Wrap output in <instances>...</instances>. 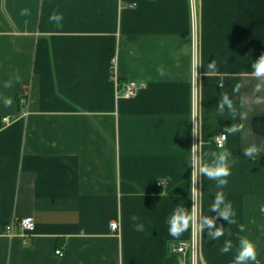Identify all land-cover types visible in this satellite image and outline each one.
<instances>
[{
	"label": "crops",
	"instance_id": "obj_1",
	"mask_svg": "<svg viewBox=\"0 0 264 264\" xmlns=\"http://www.w3.org/2000/svg\"><path fill=\"white\" fill-rule=\"evenodd\" d=\"M52 13L63 14L59 25ZM261 52L264 0H0V264H190L174 246L191 228L175 239L166 221L177 205L192 208L194 126L207 162L232 123L244 127L224 144L235 161L227 186L201 177L198 212L215 216L223 191L245 230L217 220L219 240L199 233V264H232L240 236L264 264V133L253 124L262 117L264 131V105L246 121L217 112L235 84L251 93ZM212 60L217 74L204 75ZM112 66L120 83L141 84L137 95L117 97ZM253 143L261 153L249 159ZM28 215L36 228L23 235L17 221Z\"/></svg>",
	"mask_w": 264,
	"mask_h": 264
},
{
	"label": "clouds",
	"instance_id": "obj_2",
	"mask_svg": "<svg viewBox=\"0 0 264 264\" xmlns=\"http://www.w3.org/2000/svg\"><path fill=\"white\" fill-rule=\"evenodd\" d=\"M23 16L30 15V10L25 8L20 13ZM62 13H52L49 17L51 22L60 24L63 21ZM200 66L197 65L194 68L195 73H199ZM250 76L256 81L251 93L244 91V85L237 83L233 87V95H229L224 92L220 95L217 103V112L221 116L227 113L236 121L239 118L240 121H246L248 118V112L252 110L254 106L264 105V52L251 63ZM159 75L164 77L167 75L165 69L160 67L157 69ZM217 74V64L215 60H212L207 65V72L204 75L215 76ZM18 79V77H17ZM12 86V80L5 82L4 87L9 88ZM234 96L240 97L239 106L234 102ZM6 106L12 104L11 98L5 97L3 100ZM243 123H232L230 126L224 128L221 139L227 140L228 135H235L243 131ZM196 136V135H195ZM199 143V142H198ZM198 143L194 142L191 146L190 162L191 166V188L190 194L193 201L191 211L185 208L183 205H177L171 215L167 218L168 233L171 237L179 239L190 228H195L199 233L203 234L207 231L209 239L219 240L225 235V228L217 226V220H223L228 225L238 224L236 220V212L233 209V205L226 199L223 191H217L214 196V200L210 205V212H214L216 215H203L198 212L197 205L200 198L198 184L201 183V177H207L209 180L216 181L218 189H222L227 186L228 177L231 175V168L235 161L231 160L232 153L230 150L224 148L223 143L218 144V148L221 149L218 152L210 153V161L205 162L200 155ZM261 149L256 144H250L244 149L243 155L249 159H255L260 155ZM162 195V192H161ZM135 219V217H133ZM240 232H244L245 226L238 224ZM228 235H231L229 230ZM233 242L231 239L225 240L223 246L220 248L221 254H226L232 251ZM257 259V249L253 241L246 236H240L238 238V247L236 255L232 261V264H255ZM178 264H184L183 259H178Z\"/></svg>",
	"mask_w": 264,
	"mask_h": 264
},
{
	"label": "built area",
	"instance_id": "obj_3",
	"mask_svg": "<svg viewBox=\"0 0 264 264\" xmlns=\"http://www.w3.org/2000/svg\"><path fill=\"white\" fill-rule=\"evenodd\" d=\"M193 14H194L193 16H195V13H193ZM194 19H195V17L193 18V20ZM194 24H195V22H194ZM194 28H196V27H194ZM195 55H196V40H195V36H194V43H193V57L194 58H195ZM112 68H113V79H114L115 84L117 86V97L131 98V97L137 95L138 91L141 88V84L134 81V80H129L127 82L120 83L117 75L115 74L114 66H112ZM2 121L4 124H9L12 121L11 116L10 115H4L2 117ZM194 121H196V109L194 111ZM222 134H223V132H219V133H216L213 137L214 142L217 146L219 143H223V145H224L226 142V140L221 139ZM193 135H194V142H196L195 126H194ZM192 205H193V201H192ZM196 210L198 211V205H197ZM15 223H16V220L13 222H10L6 226V232L10 236L15 235V233H14ZM17 224L21 228L23 235L31 234L32 232L35 231V228H36V220H35V217L32 215H28V216H24V217L20 218L17 221ZM110 226H111V229L113 231H118L119 221L118 220H112L110 222ZM174 251L177 253L188 254L190 257V264H199V232L195 228H191L190 237L188 239H183V240L177 241L175 243V246H174ZM56 253L60 256L64 255V251L61 249H58L56 251Z\"/></svg>",
	"mask_w": 264,
	"mask_h": 264
},
{
	"label": "trees",
	"instance_id": "obj_4",
	"mask_svg": "<svg viewBox=\"0 0 264 264\" xmlns=\"http://www.w3.org/2000/svg\"><path fill=\"white\" fill-rule=\"evenodd\" d=\"M263 118L262 117H255L254 120H253V124H254V128H255V131L257 133H264V131H262L260 128H259V122L260 120H262Z\"/></svg>",
	"mask_w": 264,
	"mask_h": 264
}]
</instances>
